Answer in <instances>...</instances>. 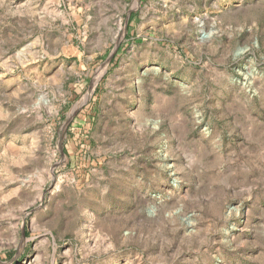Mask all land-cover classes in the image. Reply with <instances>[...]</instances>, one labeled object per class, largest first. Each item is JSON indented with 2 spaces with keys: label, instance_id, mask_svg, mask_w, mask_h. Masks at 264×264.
I'll return each mask as SVG.
<instances>
[{
  "label": "rangeland",
  "instance_id": "obj_1",
  "mask_svg": "<svg viewBox=\"0 0 264 264\" xmlns=\"http://www.w3.org/2000/svg\"><path fill=\"white\" fill-rule=\"evenodd\" d=\"M0 264H264V0H0Z\"/></svg>",
  "mask_w": 264,
  "mask_h": 264
},
{
  "label": "built area",
  "instance_id": "obj_2",
  "mask_svg": "<svg viewBox=\"0 0 264 264\" xmlns=\"http://www.w3.org/2000/svg\"><path fill=\"white\" fill-rule=\"evenodd\" d=\"M202 37H204V35H202ZM242 76V77H241ZM242 78V79H241ZM234 83H237V84H241L248 93H251V95L255 94L256 91L254 89H252V82L250 80H248L245 76H243L239 71H237V75L234 76L233 80H232ZM172 167V164H169L167 166L168 170H170ZM170 177L172 178V185L174 187H176V184H177V180L174 176V171H169L168 172Z\"/></svg>",
  "mask_w": 264,
  "mask_h": 264
}]
</instances>
